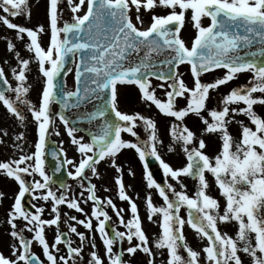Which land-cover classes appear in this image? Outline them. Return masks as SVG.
Wrapping results in <instances>:
<instances>
[{
	"label": "snow or ice",
	"instance_id": "snow-or-ice-1",
	"mask_svg": "<svg viewBox=\"0 0 264 264\" xmlns=\"http://www.w3.org/2000/svg\"><path fill=\"white\" fill-rule=\"evenodd\" d=\"M63 3L65 0H48L49 28L41 24L33 29L10 19L25 14L28 0H0V24L15 30L16 39L31 54L30 58H24L17 44L6 38L7 51L17 60V66L11 68L17 83L13 86L5 68L0 66V102L25 129L27 117L20 106L26 107L37 132V139L31 145L34 151H25L29 146L27 133L22 131L15 135L13 145L20 153L18 158L0 162V174L14 179L19 186L7 212L11 256L0 252V264H45L32 251L33 241L42 247L47 264H131L130 260H124L125 254L134 257L138 251L148 257L147 264H156L157 252L161 257L167 252L166 261L161 259L160 264H245L240 253L251 257L252 264H264V116L256 111L257 106L264 108V59H257L258 54L264 57V0H66L72 17L60 26ZM85 5L86 11L80 15ZM142 9L150 13L147 28L137 26V22L144 23ZM27 16L30 19V11ZM205 19L210 20L207 25ZM189 26L195 33L190 47L182 35ZM44 34L50 36L47 47L43 45ZM255 45H259L256 51L241 55L242 49ZM33 62L42 81L38 104L28 99L34 86L29 78ZM69 64L75 66L74 90L67 89L66 77L73 73ZM183 64L190 66L193 87H189L179 71ZM216 69L226 71L211 82L202 79L205 73ZM246 72L252 73L248 84L238 85L222 97L218 95L216 106L208 107L212 91L219 93L220 86ZM152 78L162 81L158 87L164 89L166 99L156 95ZM128 85L136 86L142 100L154 104L160 113L174 118L169 133L186 157L182 166L173 167L162 158L158 145L163 141L153 118L120 109L119 88ZM178 98L186 101L185 107H179ZM93 101L97 102L94 109L77 113L74 120L64 111L52 109L58 103L70 111ZM190 113L205 125L200 136L184 123ZM239 115L247 117L249 123L238 120ZM57 117L80 154L78 161L69 158L63 147H50L53 131L60 135L54 128ZM83 121L92 126V130H85L89 141L75 135L80 131L77 125ZM233 124L239 126L238 136L230 131ZM138 127H143L146 139L140 136ZM4 133L7 135V130ZM123 133L135 139H125ZM204 135H214L220 141L214 155L205 151L208 145ZM49 150L59 161L53 172H60L66 165L75 169L67 175L84 190L78 197L71 195L70 185L48 174ZM122 150H135L143 162L147 188L155 189L163 199V204L157 206L151 191L145 197L147 219L160 229L154 238L146 233L138 205L126 191L124 169L118 163ZM168 150L175 148L170 144ZM148 157L159 161L165 178L163 184L154 179ZM105 160L118 173L117 194L128 203L130 219L125 220L126 209L119 208L111 197L102 200L96 195L97 185L92 183V177L100 178L98 166ZM128 171L135 175L131 169ZM36 174L42 180L36 179ZM206 174L214 178L223 204L210 194L212 182ZM185 177L195 181L193 196L188 194ZM53 183H58L64 191L57 194ZM37 190L46 192L37 196ZM26 194L31 197L29 204L35 212L24 206ZM4 197L5 193L0 191V204ZM36 199L52 202L53 218H42L45 209L32 203ZM89 201H92L90 216L81 207L82 202ZM65 204L68 209L83 213L85 218L62 214L60 206ZM109 207L124 231L113 226L109 233L112 223V216L106 210ZM182 209L187 210L186 218L181 215ZM157 216L159 219H154ZM64 217L76 222L68 228L79 238L77 246H73L72 239L60 227L61 223H67ZM220 223L235 227V236L222 232ZM77 224L91 232L92 238L78 231ZM52 226L56 233L50 243L46 228L51 230ZM186 228L192 229L201 241L207 240L202 250L189 244ZM26 232L33 233L32 237ZM96 233L104 247L103 256L95 240ZM134 240L138 242L134 244ZM86 241L94 249L87 257L83 255ZM125 241L127 248L123 247ZM62 244L66 250L60 247Z\"/></svg>",
	"mask_w": 264,
	"mask_h": 264
},
{
	"label": "rangeland",
	"instance_id": "rangeland-1",
	"mask_svg": "<svg viewBox=\"0 0 264 264\" xmlns=\"http://www.w3.org/2000/svg\"><path fill=\"white\" fill-rule=\"evenodd\" d=\"M76 2H78V0H76ZM61 9L63 10V15L61 20L59 21L60 26L63 25L65 20L70 21L71 17H72V13L70 11V9L67 8L66 6V2L60 5ZM86 10V5L84 7V9L79 13L80 15H82V13ZM30 11L31 12V17L30 19L27 16V12ZM142 13H143V17H144V23H147V17L149 12L145 11L142 9ZM162 14V13H161ZM132 16H133V20L135 22V10H133L132 12ZM10 19H12L13 22L26 26V27H30L33 29H36L38 25H44L45 28L47 29V22H46V0H28V8L25 9V14L19 15L17 17H10ZM143 23V24H144ZM204 24L206 25V22L204 21ZM137 26L141 27L142 25L139 24V22H137ZM194 30L191 29V27L189 26L188 29L184 30V32L182 33L183 38L188 42L189 47L191 46V40L194 37ZM48 37V38H47ZM11 39L14 43H20L15 36V30H11V29H7L6 26H4L3 24H0V55H6V57H10V61L13 59V55L10 54L7 51V47H5L4 42L7 45V39ZM49 34H44V40H45V45H48L49 43ZM28 38L25 34V41H27ZM186 65H182L180 67V72L183 74H187L189 71L186 70L187 67H185ZM33 83V88L30 90L31 91H35V96L39 97V93L40 90L42 88V83H38L39 87L37 86V81H31ZM73 74L71 73L70 75H68L66 77V83H67V87L72 88L73 86ZM13 86L16 85V83L14 82V79H11V82ZM36 83V84H34ZM160 84V82L152 80V85L153 87H155L156 92L158 90H162L164 91V89H161L158 87V85ZM194 86V84H193ZM192 86V87H193ZM133 91H139V89L136 86L133 85H128V86H120L119 88V107H123L124 111L129 113V114H133L135 112H140L141 114L147 116V117H151L153 118L158 125V131H159V136L160 139L163 141L164 144H168V145H172L173 148H175V151L169 153L164 151L163 147L164 144H160L158 145V150L162 156V158L165 160V162L169 163L170 165H172L173 167H180L182 166L184 163H186V157L184 156V154L182 153L180 147L176 144L173 143L171 137H170V133H169V128H170V124L173 120L169 119V118H165V117H169L166 116L163 113H159L158 111L155 110V105L151 104V102H145L144 100H142V98H138V96L136 95L135 92ZM161 91V94H163L164 92ZM125 92H128L129 96L127 97V95H125ZM131 94V95H130ZM133 94V95H132ZM132 99V100H130ZM3 109L0 108V125L4 126L5 124H7V122L12 121L13 123H15L17 120H15L14 118H12L11 114L7 111H2ZM9 120V121H8ZM27 120L30 121V118L27 117ZM17 130L19 132L24 130V127H21L20 123L16 122ZM32 124L31 125H27V129L28 131L32 129ZM193 126V127H192ZM191 130H193L196 134L200 128V124L196 121L195 123H192L191 127H189ZM137 131L139 132L140 136L143 138H147V134L144 132L143 127H138ZM3 134V133H2ZM76 136H82V135H77V133L75 134ZM199 136V135H197ZM123 137L125 139L128 140H134L135 138L132 137L130 134L128 133H123ZM2 140L5 141L6 136L3 134V138H1ZM85 139V138H84ZM60 141H63V144H60V147H64L66 146V150H67V156L69 158H74L77 161L80 158V154H76V150L75 148H73V144L71 143V139L67 134L66 128L65 126L60 122ZM86 141V139H85ZM68 144V145H67ZM6 148H14L12 145L11 146H7V144H4L1 146L2 150H5ZM27 151V150H25ZM18 152H14L11 151L6 155H9V157H11L10 155L16 156ZM73 153V155H72ZM12 157V158H13ZM107 164L105 162H101L98 166V170L100 172V178H96V177H92V183L97 185V190H96V195L99 196L102 200L106 199L108 197H111L114 201V203L119 207V208H123L126 209V211L124 212V217L125 220L130 219L131 218V213L129 210V205L127 202L121 201L118 197V187L115 183V179L116 176L118 175V173L116 172V169L113 168L110 165V161L106 160ZM118 163L123 167L124 172H123V178H124V183L126 185V191L128 193V195H130L133 200L136 201L139 211H140V215L142 217V222H143V227L146 230V233L150 236L153 237L155 236L156 233H159L160 229L158 224L156 223H152L149 222L147 219V211H146V202H145V197L147 195V193L149 191H151L153 193V200L154 203L159 206L163 204V199L159 196L158 192L155 189H148L147 188V184H146V180H145V176H144V168L141 164V161L138 157V155L136 154L135 150H122L121 154H118ZM68 168L71 169V171H75L74 168H71L70 166H68ZM131 169L132 172L135 173V175L133 176L128 170ZM89 175H91V173L89 172ZM207 178L209 181L212 182V187L216 188V185L214 183V178L210 175V174H206ZM29 178V177H28ZM36 179H40L42 180L41 177H38L37 175L35 176ZM32 178H29V180H31ZM173 184H175V181H171ZM184 183L187 184L188 186V194L190 196H193L195 194V181L193 179L184 178ZM68 185H70V193L71 195L74 196H79V193L81 191H84L83 189H81L79 187V184L77 183L76 180H74L72 177H70V180L67 183ZM177 189L179 190V185H176ZM3 188V187H2ZM107 189V190H106ZM8 183L4 186L3 189H0V191L5 193V197L3 198V203L0 204V252H3V254L5 256H11V243H12V238L9 235L10 232V225L7 223V212H8V200L6 199V196L8 198H10L12 196V194L8 191ZM64 189H60V192H63ZM42 192H45V190H37V192L35 193L37 196H39ZM58 194V193H57ZM84 199H87V192H85V196ZM38 207L43 206L45 211L42 213V218H46V219H51L53 218V214L51 212L52 209V202L48 201L45 202L42 199H38ZM81 207L84 208L85 212L89 214H91V210H92V201H89L88 203H81ZM61 212L63 213H68L69 215H75L77 216L79 219H84L85 216L83 213H80L74 209H68L67 205H61ZM109 214L112 216V223L109 225L108 230L109 233L111 234V228L113 226L117 227L120 231H124L125 229L123 228L122 225H119L118 219L115 216L113 210L109 207L106 209ZM181 215L185 216V218L187 217V210L186 209H182L181 211ZM64 219H67V223H61L60 227L62 229V231L66 232L67 235L72 239L73 241V246H77L79 245V238L74 234L71 233L69 231L68 225L69 224H75V221H72L71 219H68L67 217H64ZM154 219H159V217H154ZM18 223H21L20 221H18ZM96 221L93 219V224H95ZM78 228V231L80 232H85L89 239L92 238V233L89 232L87 229H85L82 225H76ZM186 237L187 240L189 242V244L196 250H202V248L204 247L205 243L207 241H205V239L203 241H201L199 239L198 236H196L194 234V231L190 228H186ZM56 233V228L55 226L51 227V230H48L46 228V237L49 240V242H53L54 241V235ZM26 235L31 238L33 233H28L26 232ZM95 240L97 245H99V253L103 256L104 254V247L102 244V241L100 240V236L99 233L95 234ZM138 241L134 240L133 243H137ZM60 247L62 249L63 246L60 245ZM124 248L128 247L127 241H125ZM154 247V245H153ZM94 249H92L91 244L88 243L87 241L85 242V246H84V253L83 255L85 257L88 256V253L90 251H92ZM116 250L119 251V245H117ZM32 251H34L37 255H39L41 257V254H43V250L42 247L40 245H38L35 241H33V245H32ZM182 254H186L184 253V250L181 249ZM42 259V258H41ZM161 259H164L166 261L167 259V252L164 253V256L161 257L159 255V253L157 252L156 254V264H160ZM245 264H249L247 259L243 258ZM43 260H45L43 258ZM124 260L131 261V264H147V260L148 257L143 254L142 252H137V254L134 257H130L128 254H125L124 256ZM45 262L47 263V261L45 260ZM107 264V262H106ZM252 264V262H251Z\"/></svg>",
	"mask_w": 264,
	"mask_h": 264
},
{
	"label": "flooded vegetation",
	"instance_id": "flooded-vegetation-1",
	"mask_svg": "<svg viewBox=\"0 0 264 264\" xmlns=\"http://www.w3.org/2000/svg\"><path fill=\"white\" fill-rule=\"evenodd\" d=\"M47 2H48V0H46V22H47V19H48L47 18V8H48ZM159 11H160V9H157V13L158 14H159ZM148 19H150V16L148 17ZM204 21L206 22V25L210 22L209 19H205ZM47 29H48V25H47ZM42 39H43V44H44L45 43L44 35H43ZM4 44H5V47H6V43L5 42H4ZM16 44H17L18 49L21 52L22 56L24 58H30L31 54L27 51L25 45L24 44H20L19 45L18 43H16ZM45 47H47V44H46ZM9 59H10V57H6V55H0V66L5 68L7 77L9 79V81L11 82V79L13 78L12 72H11V68L17 66V60L14 57H13V59L11 61ZM5 61H8V62L6 63ZM185 67H187V64H186ZM30 69H31L30 72H29L30 81H37V86L36 87H39L38 83H40V82L42 83V81L37 75V73H38L37 64L35 62H33L30 65ZM186 70H188V69L186 68ZM179 71H180V68H179ZM225 71L226 70H223V69H216V70L212 71L211 73H205L202 76V79L205 82H211L216 77H222L224 75ZM251 77H252V73H250V72L238 74L236 79L228 82V84H226V85L220 86L219 93H217L216 91H212V93H211L212 99L209 101L208 107L209 108H213V107L216 106L218 95L222 97L223 95H226L232 88H234V87H236L238 85L248 84L250 79H251ZM184 79L186 80V82L189 85V87L193 86L194 79H193L191 73L184 74ZM14 82L17 83V81L15 79H14ZM159 82H162V81H159ZM34 84H36V83H34ZM161 91L162 90H158L156 92V95L159 98H161V99H166L164 93L161 94ZM40 92H41V90H40ZM133 92L136 93L138 98L141 97V93L139 91H133ZM162 92H164V91H162ZM127 94H128V92H125V95H127ZM10 95H12L13 98H15L14 94H10ZM39 96H40V93H39ZM128 96H129V94L127 95V97ZM28 99L32 100L36 104L39 103V97L35 96V91L29 92ZM178 99H179V107H185L186 106V101L184 99H182V98H178ZM130 100H132V99H130ZM20 107L22 108V110H23L24 114L26 115V117L30 118L31 122L29 123V121L27 120V125H31L32 124V126H31L32 129L31 130L28 131L27 128L26 129L24 128V130H23V131H26V133H27V142H28V146H29L25 150L28 151L30 149L31 151H34V148H32L31 145L37 138L36 125H35V122L32 121L31 113L28 112L27 108L24 107L23 105H21ZM0 108L3 109L2 111H7V108L2 104V102H0ZM154 108H155L156 111L159 112V110L156 107H154ZM52 109H53V112H57V109H56L54 104L52 105ZM120 109L122 111H124L123 107H120ZM256 111L260 115L264 116V108H260L259 106H257L256 107ZM204 115L207 116V112H205ZM11 116L15 120H17L16 122L20 123L15 116H13L12 114H11ZM165 118H169L171 120H174V118H172V117H165ZM208 118H209V120H211V117H208ZM237 119L238 120H243V121H245V123H249L247 117H245L243 115H239L237 117ZM196 121L200 124V128H199V130L197 132V135L200 136L202 131H203V129H204V127H205V125L203 124V122L201 121V119L199 117H197L196 115L190 113L188 115V117L185 118L184 123L187 124L188 127H191L192 123H195ZM16 122L13 123L12 121H9L4 126L0 125V140H2L1 138H3V134L5 135L4 130H7V135H5V136H6V138H8V139H5V141L2 140L3 143H0V162H5V161H8V160L13 159V158H18V156L20 154L18 151L15 150V148H11V149L10 148H6L5 150L1 149V146L4 145V144H7V146L9 147L11 145L13 146L16 143L15 135L20 133L17 130L18 126H15ZM54 128L56 130H58L59 133H60V120H59L58 117L55 120ZM230 131L233 133V135H237L238 136L239 135V126L237 124H233L231 126V128H230ZM203 138L205 139V141H206V143L208 145L207 148L205 149V151L209 155H214L219 149L220 141L214 135H204ZM51 141L55 142V144L58 146V148L60 147V135H56L54 131H53V134L51 135V138H50V142ZM168 146H169L168 144H164V147H163L164 151L169 152V153L173 152V151H169L168 150ZM8 150H9V152L14 151V152H18V153L14 157H13V155H10L11 157H9V155H6L8 153ZM46 170L48 172V168L47 167H46ZM7 183H8V189H9L8 191L12 194V196L10 198H8L6 196V199L8 200V206H9L8 209H10L11 205L14 203V195L19 190V186H18V183L14 179L7 178L5 175L0 174V189H3L4 186ZM52 187H53V190L57 191L58 194L60 193V188H57L56 186H52ZM209 192H210V194L213 197H215L217 199H220L221 203L223 204V198L220 197L217 188L211 187L209 189ZM33 203H35L38 206V203H39L38 199L33 200ZM219 227H220L222 232L226 231L229 235L235 236L236 228L233 227L231 224L226 225L225 223H220ZM205 241H207V240L205 239ZM206 244H207V242L205 243V245ZM240 254H241V256L243 258L247 259L249 264H251V257L245 255L244 253H240Z\"/></svg>",
	"mask_w": 264,
	"mask_h": 264
},
{
	"label": "water",
	"instance_id": "water-1",
	"mask_svg": "<svg viewBox=\"0 0 264 264\" xmlns=\"http://www.w3.org/2000/svg\"><path fill=\"white\" fill-rule=\"evenodd\" d=\"M258 47H259V45H255L251 49H242L241 50V55H243V53L245 51H255V50H257ZM70 65L71 64H69L67 66L69 67ZM96 104H97V102L93 101L91 104L84 105L80 109H73V110H70V111L63 109V108L60 107L59 104L58 105H59V110L60 111H64L66 115H68L71 119L74 120L75 115L77 113L91 112L94 109V107L96 106ZM77 127L80 129V131H83L85 134H86V131H85L86 129L92 130V126L89 125V123L87 121L80 122L77 125ZM89 139H90V137H89ZM61 159H62V157H61ZM147 162H148V165H149V170L153 173L154 179H156L157 182L163 184V182H164V174H163L162 168L159 165V162L157 160H155L154 158H152V157L151 158H147ZM64 170L65 169L62 168L61 171H60V180H62V181H64L67 178Z\"/></svg>",
	"mask_w": 264,
	"mask_h": 264
}]
</instances>
